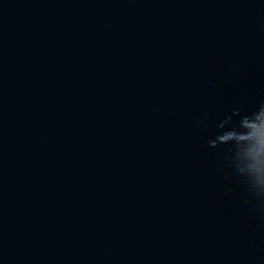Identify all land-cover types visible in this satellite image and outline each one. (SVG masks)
<instances>
[{"label": "water", "instance_id": "95a60500", "mask_svg": "<svg viewBox=\"0 0 264 264\" xmlns=\"http://www.w3.org/2000/svg\"><path fill=\"white\" fill-rule=\"evenodd\" d=\"M0 264H264V0H0Z\"/></svg>", "mask_w": 264, "mask_h": 264}]
</instances>
